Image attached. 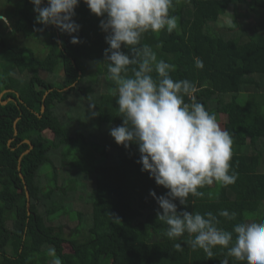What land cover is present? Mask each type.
<instances>
[{
	"label": "trees",
	"instance_id": "obj_1",
	"mask_svg": "<svg viewBox=\"0 0 264 264\" xmlns=\"http://www.w3.org/2000/svg\"><path fill=\"white\" fill-rule=\"evenodd\" d=\"M17 5L18 15L0 11L11 25L8 30L0 22V50L10 51L0 63L6 62L0 93L8 91L1 102L13 100L0 103V264H51L50 248L63 264H220L226 249L215 248L209 258L191 249L187 234L166 237L167 226L157 219L162 210L150 191L159 196L168 190L141 171L135 144L125 149L109 135L122 118L115 84L107 78L103 17L81 0L73 17L81 43L73 45L55 26L36 23L30 0ZM230 6L231 27L219 30ZM250 14L257 22L248 32L244 22ZM170 15L177 20L171 33L147 32L137 47L147 45L157 59L175 64L174 80L196 84L195 100L232 135L231 171L237 174L234 184L198 189L204 195L190 194L187 205L174 201L178 211L212 212L228 231L236 223L264 220V0H174ZM19 34L46 36L45 56L17 45ZM195 57L202 59V69L195 67ZM58 72L57 82L40 75ZM100 82L105 93L96 89ZM81 100L86 105L78 110L73 101ZM71 154L77 166L63 163ZM79 203L86 207L77 208ZM224 209L236 219L220 217ZM61 218L70 230L55 227ZM66 229L71 237L64 236Z\"/></svg>",
	"mask_w": 264,
	"mask_h": 264
},
{
	"label": "clouds",
	"instance_id": "obj_2",
	"mask_svg": "<svg viewBox=\"0 0 264 264\" xmlns=\"http://www.w3.org/2000/svg\"><path fill=\"white\" fill-rule=\"evenodd\" d=\"M80 2L46 0L45 4V0H30L36 23L55 26L70 37L73 45L81 43L79 36L74 35L81 26L73 19ZM83 3L92 14L103 17L99 27L107 33L105 42L109 47L104 51V62L107 78L115 84L122 118L121 125L109 129V135L125 149L135 144L141 171L168 190L159 196L150 191L162 210L157 212V219L167 226L166 237L177 240L187 234L186 243L191 249L203 250L209 258L214 256L215 248L226 249L220 264H229V257L243 264H264V220L236 223L228 231L218 226L220 221L212 212L178 211L174 202L179 200L181 205H187L190 194L204 195L198 189L213 183L228 186L237 180V174L231 171L232 135L221 128L214 113L195 100L196 84L188 79L174 80L171 73L176 70L175 64L157 59L147 45L137 47L147 32L171 33L176 28V17L170 15L174 0H83ZM0 22L11 27L2 14ZM58 43L62 45L63 41ZM122 48L129 49L130 54ZM132 65L136 67L129 76ZM194 65L197 69L204 67L199 57L194 58ZM3 95L1 105L7 101L1 102ZM185 96L190 102H185ZM218 215L230 221L236 219V213L226 209ZM175 247L180 250L181 244ZM48 255L53 257L52 264H63L54 248L49 249Z\"/></svg>",
	"mask_w": 264,
	"mask_h": 264
},
{
	"label": "rangeland",
	"instance_id": "obj_3",
	"mask_svg": "<svg viewBox=\"0 0 264 264\" xmlns=\"http://www.w3.org/2000/svg\"><path fill=\"white\" fill-rule=\"evenodd\" d=\"M17 3H18V0H14L12 2V4L7 3L6 0H0V11H3L4 13H8V15H10V14L13 16L18 15L19 9H18ZM227 13H228V15L221 17V19L217 25L219 30L223 31V29H224V31H225V28L231 27V24H232L231 19L233 18L232 17V13H233V7L232 6H230L228 8ZM243 13H245V9L243 10ZM256 22H257V19L255 17H253V14H250L249 17L247 18L246 22H244V24H246L248 27L247 28L248 32H251V28L255 25ZM7 29L11 30V27L10 28L7 27ZM47 42H48V38L46 36H43L42 38L39 39L36 37V35L33 36V34L27 35V38L24 35L19 34V35H17V41H16L17 45L30 48L32 51H34L35 55L39 58H43L45 56V54L47 52V46H46ZM8 52H10V51H7V52L5 51V56L8 55ZM1 62H3L2 59H1ZM5 63L6 62H4L3 65H5ZM3 65L2 66L0 65V77H2V75H3V69H2ZM40 75L42 76V78H44L46 80H49L52 82H57L61 76V72H58L57 75H48L47 73H41ZM96 89L101 93H105L106 92L105 82H100L99 85L96 87ZM85 105H86V102L83 100H81L79 102L73 101V106H78V110L82 109ZM82 130H83V128H82ZM111 149L115 150L114 147L113 148L111 147ZM109 150H110V148H109ZM80 161H81V159H80ZM77 162L79 163V159L77 158V156H74L71 154L68 156V160L63 162V163L64 164L70 163V165L73 164V165L77 166V164H78ZM71 175H73V174H71ZM43 182L44 181L42 180L41 183H43ZM90 184H91V182H90ZM83 207H86L83 203H79V205H77V208H79V209H81ZM65 220L66 219H63V218L59 219L56 222L55 227H57L59 225H65V228L70 230L71 228L68 227V225H66ZM67 229H66V232L64 233V236L71 237L72 233L69 230L67 231ZM51 264H52V262H51ZM106 264H109V263H106Z\"/></svg>",
	"mask_w": 264,
	"mask_h": 264
},
{
	"label": "water",
	"instance_id": "obj_4",
	"mask_svg": "<svg viewBox=\"0 0 264 264\" xmlns=\"http://www.w3.org/2000/svg\"><path fill=\"white\" fill-rule=\"evenodd\" d=\"M58 41H59V39H58ZM59 44H60V43H59ZM3 94H4V93H3ZM3 94H1L0 97H1ZM47 94H48V93L45 94V96L43 97V100L45 99V97L47 96ZM9 101H13V100H12V99H9ZM7 102H8V100H7L6 102L2 103V105H5ZM20 102H21V101H20ZM43 112H44V106H42V108H41V113H43ZM15 124H16V122H15ZM15 134H16V132H15ZM25 143L29 144L30 147L32 148V146H31V144H30L29 142H26V141H25ZM25 153H28V151L25 152ZM18 165H19L18 167H20V160H19ZM19 176H20V178L23 180V177H22L21 175H19ZM26 199H27V205H26V207H27V210H29V196H28V193H26Z\"/></svg>",
	"mask_w": 264,
	"mask_h": 264
},
{
	"label": "crops",
	"instance_id": "obj_5",
	"mask_svg": "<svg viewBox=\"0 0 264 264\" xmlns=\"http://www.w3.org/2000/svg\"><path fill=\"white\" fill-rule=\"evenodd\" d=\"M5 52H4V49H2V50H0V63H1V59L3 58V57H5ZM0 87H1V83H0ZM252 90H250V92H251ZM246 97H248V95H244V98H243V101L245 102L246 101ZM26 142H28V141H26ZM25 143V142H24ZM29 207H30V204H29Z\"/></svg>",
	"mask_w": 264,
	"mask_h": 264
}]
</instances>
